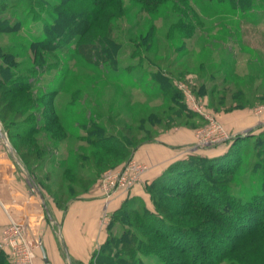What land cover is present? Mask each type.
<instances>
[{"label": "rangeland", "instance_id": "rangeland-1", "mask_svg": "<svg viewBox=\"0 0 264 264\" xmlns=\"http://www.w3.org/2000/svg\"><path fill=\"white\" fill-rule=\"evenodd\" d=\"M121 2L124 13L112 22L110 32L121 45L115 71L86 62L67 50L57 58L47 59V67L36 72L27 45L32 34L39 30L40 22L24 18L19 31H0V52L9 50L15 54L13 68L30 71L34 79L33 96L25 101L35 106L18 116L17 122L34 121L42 126L45 110L49 108L61 119L66 132L57 139L42 138V132L35 135L41 150L27 158L29 172L8 137L26 151L28 141L10 136L15 129L9 123V115L8 129L0 121V134L8 140V147L28 179L30 191L40 192L57 207L86 196L90 190L93 193L97 190L109 202L115 194L128 192L133 186L110 194L101 189V185L107 187L121 166L132 161L147 167L136 183L142 180L149 169L144 159L134 153L130 157L121 153L107 157L84 139L85 127L90 121L104 128L110 136L105 143L110 146H118L122 135L142 147L169 138L177 129L193 135L192 142L179 148L189 154L209 156L208 151L213 149H220L222 153L229 149L234 154L240 152L241 165L236 174L231 175L230 188L225 194L241 212L252 194H262L260 170H252L255 161L252 146L258 138L264 137V0H252L248 6H233L226 0H187L184 6L177 5L179 8L174 1L168 0L151 13L141 10L133 0ZM179 20L189 24L187 29L178 26ZM160 77L167 87H160ZM183 87L195 101V110L187 105L189 101ZM173 89L178 94L177 101L171 98ZM5 90L4 85L0 86V110L3 112H6L7 101L3 99ZM50 97L52 105L45 104ZM235 112L240 113L235 121L249 122L243 131L234 132L229 126L234 120L228 118ZM37 118L39 121H35ZM250 126L252 128L248 129ZM249 131L252 133L235 146L230 144L231 137ZM226 135L230 137L213 144L201 146L198 143L199 139ZM211 176L215 178L216 175ZM172 178L179 190L186 188V177L181 183L175 174L170 180ZM218 178L229 177L224 174ZM194 179L193 175L191 180ZM160 188L158 185L161 207L169 202L180 211L184 209L181 198L165 195ZM127 199L122 209L127 210L128 218L132 217L129 209H137L141 204L147 205L151 212L155 210L149 197L147 202L138 197ZM162 209L174 222L187 223L185 217L174 215L166 205ZM108 214L102 216V224L107 222ZM112 214H109L107 226L113 223L109 235L114 236L121 233L122 225ZM212 226L220 227L218 224ZM226 232L228 234L222 236L232 249L215 264L264 263V232L244 234L232 229ZM152 240L159 248L163 244L159 238L152 236ZM140 257L143 264H163L152 253ZM6 258L9 262L8 256ZM173 260L183 258L179 254Z\"/></svg>", "mask_w": 264, "mask_h": 264}, {"label": "trees", "instance_id": "trees-1", "mask_svg": "<svg viewBox=\"0 0 264 264\" xmlns=\"http://www.w3.org/2000/svg\"><path fill=\"white\" fill-rule=\"evenodd\" d=\"M166 1L168 0H133L141 10L149 13L156 11ZM172 1L176 3L175 7L179 8L177 5L184 6L187 0ZM226 1L233 6H248L252 0ZM123 13L121 0H0V31H19L24 18L40 22L39 30L36 34H32L27 45V50L31 54V63L36 72L47 67L45 64L47 59L57 58L62 51L67 50L86 62L108 66L111 71H115L121 45L110 35L111 24ZM181 13L184 14V12ZM188 25L183 20L178 21L180 28L185 29ZM15 56L9 50L7 53L0 52V86H5L6 92L3 99L7 98L4 108L6 112L0 110V121L5 129H8L7 121L11 117L9 123L15 130L10 132V136L28 141L26 151L18 145L20 143L12 142L7 136L19 160L30 172L27 158L41 150L36 143L38 139L35 135L42 132V138L57 139L64 136L65 129L58 115L49 108L45 110L47 113L43 116L42 126L34 121L17 122L16 118L25 111L33 109L35 104H28L25 101L33 96V74L27 70L13 68L16 65ZM159 80H161L159 81L161 88L168 86L163 78ZM43 96L45 97V94ZM171 98L177 101L178 94L174 89ZM44 103L52 105V97L47 98ZM13 116L15 118H12ZM85 130L84 139L96 151L107 157L120 153L130 157L138 147V144L122 135L118 146L108 145L105 142L110 140V136L95 121H90ZM251 133L249 131V133L234 135L229 139L230 144L235 146L236 142L242 141ZM252 148L255 158L252 170H260L262 194H252L245 204V209L241 208V212L238 208H234L233 201L226 195L230 188V177L236 174L241 165L240 152L234 154L229 149L227 152L213 156L188 154L170 163L159 175L146 183L145 191L149 200L152 201L155 209L153 212L147 205L141 204L137 209H129L132 217L128 218L129 216L125 214L127 210L122 209L128 199L113 211L112 217L115 220L118 218L122 225L121 233L109 235V228L113 224L111 222L106 240L93 253L89 264H143L140 256L150 253L157 255L163 264H215L228 250L232 249L222 236L228 234L226 231L232 229L244 234L263 233L264 137L258 138ZM213 173L216 175L215 178L211 176ZM173 174L180 183L186 177V188L179 190L176 182L173 183L174 177L170 180ZM224 174L229 178L219 180V175ZM193 175L195 179L191 180ZM32 179L39 184L35 178ZM163 179L168 181H162ZM158 185L161 191L166 193L165 195L178 197L184 201L182 204L184 209L181 211L169 202L165 205L174 215L185 217L187 223L179 224L164 214L162 208L165 205L161 207L162 203H158V199L162 197L159 195ZM216 224L221 228L212 226ZM152 236L162 241L160 248L153 242ZM164 250L166 252H163ZM179 254L183 260H173L175 255ZM6 256L0 249V264H9Z\"/></svg>", "mask_w": 264, "mask_h": 264}, {"label": "crops", "instance_id": "crops-1", "mask_svg": "<svg viewBox=\"0 0 264 264\" xmlns=\"http://www.w3.org/2000/svg\"><path fill=\"white\" fill-rule=\"evenodd\" d=\"M239 116L240 113L235 112L228 120ZM245 122L241 124L234 120L229 126L234 132H239L249 124L248 120ZM175 130L169 138L136 148L134 156L144 159L149 169L128 192L117 193L108 202L97 190L95 193L90 190L86 196L70 200L64 207H57L40 192L33 194L30 191L26 175L8 143L5 144L8 140L0 134V229L10 220L24 225L28 240L38 244L34 264H45L41 249L50 264H89L93 253L106 240L109 214L129 197L142 198L147 202L146 183L170 163L189 154L179 148L193 141L192 133ZM208 152L211 153L209 156L222 153L220 149ZM106 212L109 219L106 217L107 222L102 224V216Z\"/></svg>", "mask_w": 264, "mask_h": 264}, {"label": "built area", "instance_id": "built-area-1", "mask_svg": "<svg viewBox=\"0 0 264 264\" xmlns=\"http://www.w3.org/2000/svg\"><path fill=\"white\" fill-rule=\"evenodd\" d=\"M183 89L186 92L187 101H189L187 102V105L195 110L197 106L195 105V101L191 99L190 94L186 91L185 87H183ZM210 122L215 124V121H212V119ZM229 137L230 136L226 135L214 139H199L198 143L201 146L203 144H213ZM5 144L7 145V142ZM146 169L147 167L145 165L141 166L135 164L134 161L126 163L121 166L114 176H112L113 178L107 185L109 188L105 187V185H101V189L104 188L103 190H105V192L108 191V193L112 194L114 191L116 192L121 188H131ZM0 249L7 254L10 264H34L38 244L31 243L28 240L23 224L10 220L0 229Z\"/></svg>", "mask_w": 264, "mask_h": 264}, {"label": "water", "instance_id": "water-1", "mask_svg": "<svg viewBox=\"0 0 264 264\" xmlns=\"http://www.w3.org/2000/svg\"><path fill=\"white\" fill-rule=\"evenodd\" d=\"M41 251H42V256H43L44 263L45 264H50L49 261L47 260V257H46V254H45L44 250L41 249Z\"/></svg>", "mask_w": 264, "mask_h": 264}]
</instances>
